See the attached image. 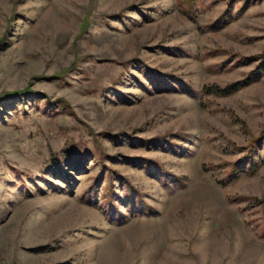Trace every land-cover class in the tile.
I'll return each mask as SVG.
<instances>
[{"label":"rangeland","instance_id":"rangeland-1","mask_svg":"<svg viewBox=\"0 0 264 264\" xmlns=\"http://www.w3.org/2000/svg\"><path fill=\"white\" fill-rule=\"evenodd\" d=\"M261 61L264 0H0V264H264Z\"/></svg>","mask_w":264,"mask_h":264},{"label":"trees","instance_id":"trees-1","mask_svg":"<svg viewBox=\"0 0 264 264\" xmlns=\"http://www.w3.org/2000/svg\"><path fill=\"white\" fill-rule=\"evenodd\" d=\"M260 68L263 69L264 68V65H263V61L260 62ZM246 79H243V81H245ZM240 86V83L235 80L233 82H230L228 83L227 85L225 86H217L216 84H210L209 86H205L203 87L202 89L205 91H213V92H216V93H220V94H225V93H228L234 89H236L237 87ZM261 136L263 137L264 136V130L261 131ZM259 138L261 137H252L249 139L247 145L251 144L253 145V141H257ZM258 162V161H257ZM258 163H262V160H260ZM256 167V162L255 161H251L248 165V170H254V168Z\"/></svg>","mask_w":264,"mask_h":264}]
</instances>
